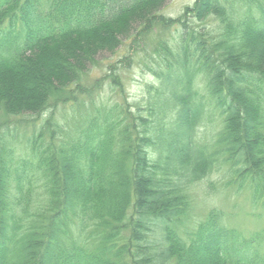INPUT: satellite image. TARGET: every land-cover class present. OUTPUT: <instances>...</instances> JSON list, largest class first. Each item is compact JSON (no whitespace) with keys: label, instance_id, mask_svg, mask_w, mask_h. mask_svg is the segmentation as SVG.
Instances as JSON below:
<instances>
[{"label":"trees","instance_id":"1","mask_svg":"<svg viewBox=\"0 0 264 264\" xmlns=\"http://www.w3.org/2000/svg\"><path fill=\"white\" fill-rule=\"evenodd\" d=\"M168 1L43 0L59 7L46 19L36 0H24L19 15L18 0H0L6 114L40 115L71 99L69 86H81L95 56L115 50L118 37L136 39L154 24L178 32L173 49L160 44L164 62L146 114L105 117L95 130L87 116L76 142L32 150L33 163L0 145V264H258L248 242H230L217 208L188 241L176 227L188 211V188L221 163L239 187L248 181L264 194V12L256 0H196L171 23L157 12ZM189 17H212L217 29L190 27ZM17 22L24 33L11 37ZM207 105L220 116L212 146L194 138Z\"/></svg>","mask_w":264,"mask_h":264},{"label":"rangeland","instance_id":"2","mask_svg":"<svg viewBox=\"0 0 264 264\" xmlns=\"http://www.w3.org/2000/svg\"><path fill=\"white\" fill-rule=\"evenodd\" d=\"M36 1L41 17L52 19L50 14L58 12L59 7L52 3L49 8H45L43 0ZM256 1L262 8L260 10L264 12V0ZM23 2L24 0H18L16 6L18 15L19 7ZM195 3L196 0H169L157 12L173 23L180 17L183 8L191 7ZM258 5L249 3L255 15L259 12ZM188 25L199 30H206L209 27L217 29L216 19L212 17L201 23L189 17ZM2 27L8 31V21ZM24 27V24L17 22L15 32L10 36L15 37L18 32L23 34ZM176 28L175 24H171L170 27L154 24L146 32L138 34L136 39L131 35L124 39L118 37L120 42L115 50L103 51L95 56L96 62L87 68L80 82L81 86L77 84L69 86L70 92L65 94H70L71 99L60 100L45 113L39 115L26 111L12 115L0 110V145L6 151L10 147L11 156L20 161L30 160L32 150L39 152L48 149L52 152L60 145L76 142L82 120L87 116H94L95 130L96 125L105 117L114 120L123 117L126 112L133 115L146 114L148 106L153 103L150 99L154 94L155 86L159 83L158 73L155 71H159L161 63L164 62L166 51L161 50L160 44L168 42L167 48L173 49L178 38ZM134 29L139 31L140 26L135 25ZM132 41L136 44L134 45ZM174 53L178 54L179 50ZM196 85L199 93L207 101L208 97L200 77L196 80ZM203 112L194 138L212 146L213 135L219 129L220 116L212 105H207ZM84 135L81 136L82 139ZM4 155H7L6 152ZM30 163H33L32 159ZM28 173L32 177L35 194L41 193L40 183H36L37 176L31 167ZM38 175L41 176L40 171ZM235 180L239 179L231 174L227 164L221 163L205 177L194 182L187 190L188 211L177 224V231L185 241H188L198 232L199 224L205 220L208 211L217 208L222 212L220 223L230 242L233 238L239 244L248 242L256 262L264 264V203L262 201L264 194L260 190H255L248 181L239 187ZM44 198L45 194L37 195L35 203L43 202ZM70 227L73 229L71 232H76L78 229L74 224ZM88 231L89 229H86L85 234L88 235Z\"/></svg>","mask_w":264,"mask_h":264}]
</instances>
